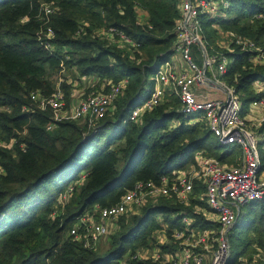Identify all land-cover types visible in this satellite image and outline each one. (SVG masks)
<instances>
[{
	"label": "trees",
	"instance_id": "16d2710c",
	"mask_svg": "<svg viewBox=\"0 0 264 264\" xmlns=\"http://www.w3.org/2000/svg\"><path fill=\"white\" fill-rule=\"evenodd\" d=\"M214 1L225 16L200 15L204 37L210 52L231 59L224 79L239 94L246 115L251 103L264 98V92L255 90L256 83L264 85V64H255V53L239 46L232 45L231 53L214 49L216 43L205 31L214 25L233 30L264 51V0ZM43 2H56L59 9L48 23L55 34L54 53L37 36L46 22ZM180 3L0 0V264H138L124 262L125 256L154 244L151 236L161 229L160 221L168 225L169 236L179 228L181 205L160 201L139 215L121 217L109 247L100 251L68 237L76 218L95 206L117 205L135 183L158 182L186 169L199 154L235 164L239 152L220 145L205 124H191L179 113L180 101L174 96L139 122L130 120L133 109L148 99L160 65L174 52ZM104 27L123 31L140 47L131 53L95 36ZM64 48L67 54L61 52ZM62 67L77 70L79 77H97L100 83L127 79L114 114L94 127L66 120L47 130L53 113L39 109L30 95H51ZM70 88L63 85L67 95ZM2 142L13 143L12 149ZM246 208L251 233L247 255L254 245L264 246V201Z\"/></svg>",
	"mask_w": 264,
	"mask_h": 264
},
{
	"label": "built area",
	"instance_id": "2783aa9c",
	"mask_svg": "<svg viewBox=\"0 0 264 264\" xmlns=\"http://www.w3.org/2000/svg\"><path fill=\"white\" fill-rule=\"evenodd\" d=\"M218 3L214 0H181L174 52L160 65L148 99L133 109L130 120L138 122L146 113L174 96L180 101L179 113L189 118L191 124L202 122L220 145L233 146L239 152L234 159L235 164L199 154L186 169L163 176L158 182L135 183L117 205L107 208L95 206L76 218L70 236L84 248L94 249L114 234L121 217L139 215L147 206L171 201L183 207L178 214L182 217L181 225L170 235L172 247L166 251L158 246L155 249L150 246L139 248L133 254L128 253L124 262L232 264L233 231L246 215V207L264 201V162L259 149L263 137L255 132L262 119L259 122V117L253 116L257 110L264 109V98L251 103L246 117L239 94L224 79L231 59L217 50L210 52L200 15L225 16L216 5ZM54 5L51 8L42 5L46 22L37 35L41 46L51 53L55 52L53 41L47 39L55 34L48 23L59 10ZM44 32L46 34L42 36ZM95 36L131 53L140 47L115 27L97 29ZM230 36L233 45L239 46L243 52L255 53V64H264V51L252 40L235 32ZM127 85V79L109 82L107 89L71 105L64 91L58 88L49 96L33 92L30 98L42 111H52L53 122L47 127V130H52L66 120L93 123L113 115ZM205 86L220 89L225 99L212 98L211 92L201 90ZM255 90L263 93L264 85L256 83ZM68 191L71 193L72 187ZM173 218L177 217L174 215ZM253 248L255 251L240 256L233 264H264V246L254 245Z\"/></svg>",
	"mask_w": 264,
	"mask_h": 264
},
{
	"label": "rangeland",
	"instance_id": "374dc122",
	"mask_svg": "<svg viewBox=\"0 0 264 264\" xmlns=\"http://www.w3.org/2000/svg\"><path fill=\"white\" fill-rule=\"evenodd\" d=\"M56 5V2H43L42 5L43 6H50V8L52 7V5ZM54 5V6H55ZM219 5L220 7V3L216 4ZM228 7V4H225V8ZM221 13H223V11H220ZM225 14V13H223ZM214 30V31H213ZM216 32V34H215ZM235 31L233 30H226L225 28L218 26V25H214V28L212 29H206L205 34L208 35V37H210V40L212 42H214L216 48L214 49H221L220 51L222 52H226V53H231L234 52V48H232L233 45V40H232V35L230 36V33H234ZM236 33V32H235ZM45 32L42 33V36H45ZM48 41H54L55 40V35L54 37L47 39ZM54 51L57 49L55 46ZM226 49V51L224 50ZM64 54H67L69 52V49H62V51ZM67 58H71L70 55L67 56ZM63 66V65H62ZM65 69H62L58 72V75L56 77H54V85H55V90H62L65 93V90L63 89V85H69L71 86V88L69 89V94L67 95V100L69 101L70 105L72 102H76L77 100H83L84 97H87L89 95H91L92 93L95 92H101L105 89L108 88L109 86V82L111 83H115L113 81H107L104 83H100V79L97 77H79L76 76L77 75V70L73 71H67V67H62ZM76 73V75H75ZM256 85V84H255ZM201 90H205V91H209L212 94L213 98H221V99H225V95L224 92H222L220 89L214 88L212 86H205L202 87ZM72 95L73 98H72ZM72 100V101H71ZM71 101V102H70ZM166 103V101L162 104L164 105ZM161 105V106H162ZM118 106H116L117 109ZM250 110V109H249ZM112 116V114L110 115ZM110 116H106V117H110ZM249 114H246V117H248ZM253 116H258L259 117V122L262 119L261 123H259V127L256 128L255 127V132L258 133L261 137H263L262 139H260V143H259V149L261 152V155L264 156V132L262 133L260 130L264 125V110H257V114L254 113ZM144 117V116H143ZM141 117L138 122L143 118ZM102 119L100 120H95V122L93 123H89L86 120H82L84 124L89 123L91 126H95L97 124H99L101 122ZM199 124H203L202 122H200ZM98 126V125H97ZM256 126V125H255ZM12 144L13 143H4L2 142L3 147H5L6 149H12ZM235 154L233 156H231L229 158V162H233V158L235 157ZM237 155V154H236ZM231 160V161H230ZM1 171V170H0ZM63 199V198H61ZM60 203V202H59ZM64 203V202H63ZM247 211V208H245V212ZM160 225H161V229L156 230L152 233L151 239H155V243L154 244H150L149 246L151 247V249H155L156 246L158 247H163V246H169L170 248L172 247V245L170 243H172L170 236L168 235V225L164 224L163 222L160 221ZM249 225V219L248 216H244L242 218V222L239 224V226L233 231V237L231 239L232 241V258H231V262L232 264L235 263V261L240 257V256H245L247 252H249L251 250L250 247H247V242H248V238H250L251 233L249 231L248 228ZM71 232V230L69 231ZM70 233H68V237H69ZM112 236L107 237L102 243H99L95 249L100 251L101 249H107L110 245V238ZM93 249V250H95ZM127 257L124 258V261ZM144 262V264H153L151 262L148 263V261H141ZM157 264V263H155Z\"/></svg>",
	"mask_w": 264,
	"mask_h": 264
},
{
	"label": "crops",
	"instance_id": "0c3cea01",
	"mask_svg": "<svg viewBox=\"0 0 264 264\" xmlns=\"http://www.w3.org/2000/svg\"><path fill=\"white\" fill-rule=\"evenodd\" d=\"M210 96L212 97V94H210ZM213 98V97H212ZM264 110V109H263Z\"/></svg>",
	"mask_w": 264,
	"mask_h": 264
}]
</instances>
